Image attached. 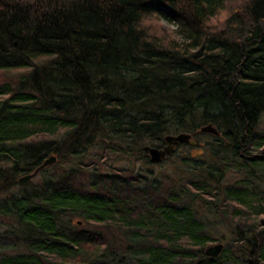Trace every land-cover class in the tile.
Segmentation results:
<instances>
[{
    "label": "trees",
    "instance_id": "16d2710c",
    "mask_svg": "<svg viewBox=\"0 0 264 264\" xmlns=\"http://www.w3.org/2000/svg\"><path fill=\"white\" fill-rule=\"evenodd\" d=\"M179 133L169 178L83 176ZM0 195V264H264V0H0Z\"/></svg>",
    "mask_w": 264,
    "mask_h": 264
},
{
    "label": "rangeland",
    "instance_id": "374dc122",
    "mask_svg": "<svg viewBox=\"0 0 264 264\" xmlns=\"http://www.w3.org/2000/svg\"><path fill=\"white\" fill-rule=\"evenodd\" d=\"M165 26L172 28V26H169L167 24H165ZM146 145L148 144H145V143L135 144L134 141L129 142L126 145H121L117 148L118 153H112V155L108 154L110 156H107L106 163H103V161L106 160V156H103V153L100 149H91L92 151L89 154L87 153L88 157L83 162L87 166H81L82 172H84L83 173L84 178L87 177V173H86L87 170H92L95 164L100 170L104 172H116V173L122 172L124 174L126 172L127 175L131 174L133 176L140 172L142 173V175L152 173V174H155L156 176H159L161 179L169 178L170 174H172V171H173V165H172L173 162L170 159H168L159 164H151L149 162V158L145 157L142 153L139 152L140 148H143ZM200 153H201V150L198 148H195L192 151L193 156H198L200 155ZM67 154L68 155H67L66 161L58 160L57 172H61V170L65 168L67 165H71L69 163L70 157H73L74 154L70 153V151H68ZM88 166H91V167L89 169H86ZM161 172H164L165 175L162 176L160 174ZM232 176H233V173H230L228 175V181L234 180L232 179L233 178ZM37 181L38 179H36L35 177V179H33L32 182L28 186H24L23 188H25V190H30L31 188L36 187V185L38 184ZM165 184L169 185V182L165 181ZM18 187L20 186H17L11 192L17 194L20 191L19 189H17ZM5 222L6 220H3L2 218H0V229H3V226H5L4 224L7 223ZM1 224H3V226ZM209 230L211 234L215 236L217 239L227 238L226 230H222L221 228H218V227H213ZM217 243L223 244V242H216L212 244H217Z\"/></svg>",
    "mask_w": 264,
    "mask_h": 264
},
{
    "label": "water",
    "instance_id": "95a60500",
    "mask_svg": "<svg viewBox=\"0 0 264 264\" xmlns=\"http://www.w3.org/2000/svg\"><path fill=\"white\" fill-rule=\"evenodd\" d=\"M200 131L206 134L218 135L217 130L213 128L210 124L201 127ZM164 143L165 145L161 148H155L150 146H145L143 148L151 164H159L163 162L167 157L171 156L175 152V148L179 144H195V142L191 139L190 134L186 133L165 136ZM55 162L56 157L50 156L42 163L41 166L35 169L32 173L19 177L16 180V184L19 186H28L42 169L52 166ZM223 247L224 245L222 243L207 245L204 248L203 253L206 257L215 258L222 252Z\"/></svg>",
    "mask_w": 264,
    "mask_h": 264
}]
</instances>
